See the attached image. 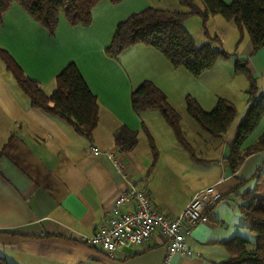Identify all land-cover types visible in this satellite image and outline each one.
I'll return each mask as SVG.
<instances>
[{
	"label": "crops",
	"instance_id": "crops-1",
	"mask_svg": "<svg viewBox=\"0 0 264 264\" xmlns=\"http://www.w3.org/2000/svg\"><path fill=\"white\" fill-rule=\"evenodd\" d=\"M195 2L204 9L202 0ZM148 6L183 8L180 0H100L91 10L88 25H71L60 13L53 35L16 1L3 13L0 47L30 78L40 82L46 95L55 89V75L73 62L99 102L98 123L88 139L62 119L31 106L13 74L0 63V255L10 263L161 264L166 241L158 231L140 246L122 248L114 258L82 240L94 233L112 201L130 185L143 186L153 207L168 216L178 215L191 196L207 185L215 184L224 196L207 213V221L191 226L186 240L193 253H175L169 264H216L228 255L222 241L246 235L237 205L243 191L254 185L252 175L264 159V151L249 155L234 173L222 157L248 108L249 79L235 72V60L247 59L257 94H264V45L252 52L245 35L235 46L237 28L220 14L208 16L206 34L201 17L192 14L184 26L197 44L206 42L208 35L217 36L219 40L211 45L232 53L218 58L199 76L184 67H173L160 51L143 43L125 48L115 58L108 56L105 46L116 25ZM147 79L177 108H182L186 95L204 110H210L219 97L234 103L237 117L222 139L217 159L202 162L190 155V165L171 153L164 144L172 141L170 127L163 123L161 113L155 109L136 112L131 105V91ZM143 122L159 153L152 168L153 156L140 130ZM120 125L138 131L132 150L115 144L114 132ZM263 131L264 113L241 148ZM91 146L100 152L93 153ZM163 165L171 169L161 171ZM196 165L204 168L192 167Z\"/></svg>",
	"mask_w": 264,
	"mask_h": 264
},
{
	"label": "trees",
	"instance_id": "trees-1",
	"mask_svg": "<svg viewBox=\"0 0 264 264\" xmlns=\"http://www.w3.org/2000/svg\"><path fill=\"white\" fill-rule=\"evenodd\" d=\"M16 1L37 23L53 35L58 24V16L63 13L71 25H88L91 22V10L100 0H0V19L11 2ZM117 3L121 0H109ZM204 9L195 0H180L182 9L171 10L148 6L132 13L120 21L112 39L105 46V53L115 58L125 48L143 43L160 51L173 67H184L194 76L211 68L216 60L228 57L232 53L221 46L211 45L219 40L209 36L206 42L197 44L184 26V20L192 14L201 17L202 27L206 32L209 15L220 14L232 21L238 31L235 46L247 35L252 44V52L264 45V0H202ZM0 63L14 76L19 87L29 97L31 106L48 115L62 119L70 124L82 136L91 139L92 131L99 119V102L85 82L75 63L69 62L54 77L55 89L46 95L39 81L30 78L17 61L0 47ZM236 73H243L249 79L246 90L248 108L244 118L236 127L233 139L227 143L223 159L234 173L245 159L256 152L264 151V131L250 145L241 148L243 140L257 126L264 113V94L258 95V87L248 67L247 59H236ZM132 108L136 112L155 109L166 120L179 145L195 160L212 161L197 157L195 150L186 139L180 123L177 107L165 93L151 80H143L130 93ZM183 106L187 113L210 136L223 139L237 117V109L230 100L219 97L210 110H204L190 95H186ZM146 136L153 159L152 168L158 158L155 139L146 123L140 129ZM137 130L120 125L114 132V141L122 150H132L137 143ZM150 169L147 171V173ZM254 185L243 191L242 202L237 206L241 223L254 236V241L235 235L222 241L228 255L216 264H264V159L252 175ZM244 181V180H243ZM221 195V199H223ZM219 200V201H220ZM218 201V202H219ZM214 206V205H213ZM213 206L204 210L210 212ZM0 264H12L0 255Z\"/></svg>",
	"mask_w": 264,
	"mask_h": 264
},
{
	"label": "built area",
	"instance_id": "built-area-1",
	"mask_svg": "<svg viewBox=\"0 0 264 264\" xmlns=\"http://www.w3.org/2000/svg\"><path fill=\"white\" fill-rule=\"evenodd\" d=\"M91 151L95 154L100 152L95 146H91ZM220 198L221 193L215 184L207 185L191 196L178 215L168 216L153 207L143 186L130 185L115 197L94 233L83 236L82 240L114 258L122 248L140 246L154 231H158L166 241V253L161 264H169L175 253H193L186 240L191 226L207 221L204 210L215 205Z\"/></svg>",
	"mask_w": 264,
	"mask_h": 264
},
{
	"label": "rangeland",
	"instance_id": "rangeland-1",
	"mask_svg": "<svg viewBox=\"0 0 264 264\" xmlns=\"http://www.w3.org/2000/svg\"><path fill=\"white\" fill-rule=\"evenodd\" d=\"M197 1L200 2L201 0H197ZM179 8H181V6ZM218 16L222 17V15L221 16L218 15ZM193 17L195 19H198V21H199V16L195 15ZM191 30H192L193 36L196 38L197 37L196 32L194 31L193 28H191ZM196 39L198 41V38H196ZM177 111L180 115V123H181V127L184 131V135H185L186 139L190 142V144L193 146L196 156L200 157V158H205V159H213V161H214V159H217L219 157V154H220L221 149H222L223 140L220 138L212 137V136H210V134H208V132L203 130L199 126V124L196 122V120L194 118H192L187 113L184 106H182V108H177ZM156 113H158V112H156ZM161 119H163V118H161ZM162 121L165 125H167V123L164 119ZM167 127H168V125H167ZM169 133L171 135L170 137H171L172 141H170V140L165 141V143H164L165 146H167L168 148L170 147L171 153H173L181 162L189 164L192 161L190 159L191 158L190 154L181 145H179L176 142V140H175L170 129H169ZM144 137L145 136L143 135L142 139H144V144L146 145L147 141L145 142L146 138H144ZM190 165H191V163H190ZM192 167H195L196 169H198V168L203 169L204 168V166H197V165L192 166ZM164 169L168 171V169L170 170L171 168L169 166H168V168H166L163 165L161 167V171H163ZM242 230L245 231V233H246V235H243V237L249 239L250 242H253L254 236L250 232V230L246 227Z\"/></svg>",
	"mask_w": 264,
	"mask_h": 264
}]
</instances>
